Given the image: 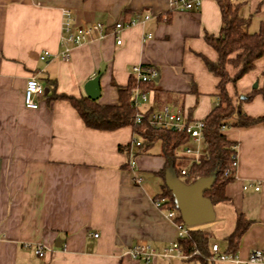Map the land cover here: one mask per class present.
I'll use <instances>...</instances> for the list:
<instances>
[{"label": "crops", "instance_id": "1", "mask_svg": "<svg viewBox=\"0 0 264 264\" xmlns=\"http://www.w3.org/2000/svg\"><path fill=\"white\" fill-rule=\"evenodd\" d=\"M237 2L250 21L248 29L257 31L264 0ZM67 9L75 24L101 21L109 27L103 37L74 46L66 61L60 57V40ZM120 21L124 28L117 44L111 31ZM221 27L218 0H201L193 10H178L170 0H0V264H180V259L197 264L161 255L179 232L168 209L155 203L167 174L162 173L161 143L131 158L120 146L135 141L132 126L88 127L69 100L55 95H86L84 84L104 63L98 100L116 104L117 86H127L133 77L130 67L152 65L159 79L147 90L141 110L169 105L188 119L203 120L218 104L220 82L203 58L219 57L205 35H219ZM45 52L50 54L42 59ZM238 69L227 65L231 76ZM31 77L44 87L36 109L23 102ZM263 83L261 57L227 89L235 98ZM243 108L263 115V94L256 91ZM224 133L236 143L237 170L226 186L229 200L213 205L225 242L210 239V244L226 252V237L243 214L251 222L237 256L247 260L253 248L264 249V123L230 126ZM187 146L199 149L200 158L205 142L191 139ZM139 149L133 143L132 151ZM59 239L62 245L56 246ZM141 243L157 251L151 262L133 257L132 248ZM38 244L46 247L45 256L36 254Z\"/></svg>", "mask_w": 264, "mask_h": 264}, {"label": "trees", "instance_id": "2", "mask_svg": "<svg viewBox=\"0 0 264 264\" xmlns=\"http://www.w3.org/2000/svg\"><path fill=\"white\" fill-rule=\"evenodd\" d=\"M218 1L222 12L220 33L219 35L207 33L205 39L218 52L219 57L217 61H212L205 56L203 58L208 69L220 78L219 101L203 119L205 149L198 161L184 152L191 140L186 129L165 130L153 126L146 118L141 122L135 121L139 109L131 106L132 88L138 84L134 76L127 86H117L119 101L116 104H101L98 99L94 100L86 95L81 97L66 94L55 95L56 98L69 100L88 127L114 130L123 126H132L135 141H141L140 149L138 152H134V155L141 151H148L155 143L160 142L161 155L166 159V167L162 173L165 174L168 170L174 171L178 178L183 177L186 184L194 183L198 179H212L204 196L213 205L229 200L226 186L236 177V143L228 139L224 129L230 126L264 123V114L252 116L243 108V103L251 99L256 91H260L264 96V83L262 88H256L246 95L237 94L235 98L229 94L227 89L228 83H236L244 74L254 69L259 58L264 57V19L261 21L259 29L251 32L248 29L250 21L242 15L240 3L230 0ZM230 63L239 67L234 76H231L227 70V65ZM155 84L156 80L153 79L140 83V86L144 90H150L155 87ZM188 120L193 119L189 118ZM135 141L121 145L120 149L131 156ZM183 168L188 170L187 175L181 173ZM156 198L163 200L164 208H176L166 177L163 189L156 195ZM176 220L183 222L180 214ZM250 222L243 214L237 217L233 231L226 237L228 242L226 253L237 254L240 239ZM211 235L210 231L198 225L187 226V234L178 240L188 261L214 264L211 259L213 254L210 244Z\"/></svg>", "mask_w": 264, "mask_h": 264}, {"label": "built area", "instance_id": "3", "mask_svg": "<svg viewBox=\"0 0 264 264\" xmlns=\"http://www.w3.org/2000/svg\"><path fill=\"white\" fill-rule=\"evenodd\" d=\"M236 2L237 0H230ZM170 4L178 10H193L200 6L201 0H170ZM63 32L60 40V57L62 60H70L72 49L74 46L80 45L88 40H92L94 37H103L108 31L109 25L106 22L93 21L88 24H75L72 16V11L67 9L63 12ZM150 16L146 14L145 19ZM138 19V18H137ZM137 19L131 21V24H135ZM124 28L122 21L117 22L114 26V30L111 32L116 36L117 44L122 43L121 32ZM151 34H149L150 36ZM49 52L42 54L41 58L45 59L49 56ZM129 72L137 80V85L132 88V100L131 106L139 109L136 114L135 121L141 122L143 119L149 120V122L155 126L165 130H184L189 133L191 139L196 143L204 142L203 128L205 123L203 120H188L184 114L169 105H164L157 110H141L143 105L148 101V92L144 90L140 83H145L155 79L158 76V69L152 65L145 64H133ZM44 94V87L42 83L36 78L31 77L27 80L24 92L23 102L27 108L36 109L39 107V96ZM148 112V113H147ZM135 146L140 147L141 141L136 140ZM185 154L192 155L198 161L199 149L195 150L192 147H185ZM134 157V151H131V158ZM237 164V163H236ZM181 173L188 174V170L183 168ZM247 188V186H244ZM255 189H259L256 185ZM155 203L158 207L163 208V200L156 198ZM179 211L176 208L168 209L167 215L173 219L178 226V239L184 237L187 234V225L184 222H178L176 218L179 216ZM98 236V233L94 234ZM171 243L161 255L165 258H172L174 256L187 258L182 252L179 240ZM36 254L39 256H45L46 247L43 244H38L35 248ZM131 253L134 258L142 260L144 262H151L157 255V251L147 243L137 244L132 248ZM212 261L219 259L221 261L231 260L234 264H249V263H264V249L256 247L253 248L249 254L247 260L240 259L237 254L232 255L220 250L219 244L214 243L212 245Z\"/></svg>", "mask_w": 264, "mask_h": 264}, {"label": "water", "instance_id": "4", "mask_svg": "<svg viewBox=\"0 0 264 264\" xmlns=\"http://www.w3.org/2000/svg\"><path fill=\"white\" fill-rule=\"evenodd\" d=\"M106 65L103 63L100 71L86 81L84 84V91L86 96L97 100L101 96L100 79L104 74ZM159 76L155 78L158 81ZM257 83L254 87H257ZM46 93V90H45ZM175 177L170 181L166 178L170 186L171 193L174 197L176 209L179 211L183 222L187 226H196L198 224L211 222L215 219L213 204L204 196V192L210 187L212 179H198L191 185H187L179 181L174 171L168 170ZM62 240L56 242V246H61Z\"/></svg>", "mask_w": 264, "mask_h": 264}, {"label": "rangeland", "instance_id": "5", "mask_svg": "<svg viewBox=\"0 0 264 264\" xmlns=\"http://www.w3.org/2000/svg\"><path fill=\"white\" fill-rule=\"evenodd\" d=\"M250 31H253L251 29H249ZM202 143V142H201ZM156 144V143H155ZM158 146V143L156 145H154V147ZM193 148V147H192ZM203 149V147H202ZM196 150V149H195ZM201 153L199 152L198 155H200ZM175 177L173 173L171 172H167V175H166V178L170 181L171 178ZM179 181L182 182V183H185L184 180H183V177H180L179 178ZM186 184V183H185ZM193 183H190V184H187V185H191ZM215 210V209H213ZM199 227H202V228H208L210 229V231L212 232V236H211V239L212 241L216 240L218 241V243L221 245L222 243H224V239L222 238V233H220L219 231V228L220 225L219 223H217V221L214 219L213 221L211 222H207V223H202V224H198ZM173 258H171V261H172ZM174 260V259H173ZM173 262V261H172ZM179 263L180 264H183V259H180L179 260ZM197 263V262H196ZM215 264H226L225 261H221L219 259H215L214 261ZM197 264H200V263H197Z\"/></svg>", "mask_w": 264, "mask_h": 264}]
</instances>
